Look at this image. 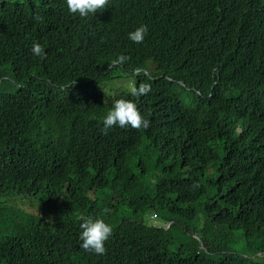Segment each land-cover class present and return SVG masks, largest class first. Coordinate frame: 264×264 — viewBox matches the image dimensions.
Returning <instances> with one entry per match:
<instances>
[{
    "label": "trees",
    "instance_id": "trees-1",
    "mask_svg": "<svg viewBox=\"0 0 264 264\" xmlns=\"http://www.w3.org/2000/svg\"><path fill=\"white\" fill-rule=\"evenodd\" d=\"M115 69L151 85L113 100H133L147 129L101 131ZM8 196L43 215L11 210L21 229L1 231L0 264H264V0H109L84 18L66 0H0ZM82 217L112 226L104 255L81 248ZM214 228L241 233L247 255Z\"/></svg>",
    "mask_w": 264,
    "mask_h": 264
},
{
    "label": "clouds",
    "instance_id": "clouds-1",
    "mask_svg": "<svg viewBox=\"0 0 264 264\" xmlns=\"http://www.w3.org/2000/svg\"><path fill=\"white\" fill-rule=\"evenodd\" d=\"M108 2L109 0H66L68 11L71 14L78 13L82 18L87 17L89 14H95L98 10L105 8ZM36 19L40 20L41 17L37 15ZM147 32V26L140 25L134 31L128 33V38L134 43H143ZM31 51L36 57L46 58L44 48L38 42L33 43ZM129 60V56L121 54L115 59L114 63L123 65ZM136 71L140 72L139 70ZM129 91L133 97L144 96L151 91V85L142 82L137 87L133 84ZM103 125L101 131L106 135L108 129L114 126H119L120 128L130 126L133 129L139 130L141 128L147 129L150 126V122L143 117L133 100L120 98L113 102L111 109L104 117ZM81 219V248L89 253L104 255L107 251L105 242L113 232L112 226L103 217H82ZM49 220L51 221V218Z\"/></svg>",
    "mask_w": 264,
    "mask_h": 264
},
{
    "label": "rangeland",
    "instance_id": "rangeland-1",
    "mask_svg": "<svg viewBox=\"0 0 264 264\" xmlns=\"http://www.w3.org/2000/svg\"><path fill=\"white\" fill-rule=\"evenodd\" d=\"M137 73V72H134ZM110 79H108L103 84V93L104 98L107 103H112L115 96H117L120 93H129V89L134 84V76L125 74L122 70L115 69L110 74ZM5 80V86L3 91L6 93H13L17 86L13 84L10 79V71L9 68H6L5 76L2 78ZM212 170H209V173H211ZM128 173H124L122 175H119L118 180L116 181L115 185L120 184L122 181H124V176H126ZM229 178L228 172L224 171L223 173L219 172L216 177H214L211 181L218 182ZM29 200L33 202V205L26 201ZM0 206L4 209H0V233L9 232V231H15L20 232L21 226L19 224L18 219L15 217L13 212L11 210H15V208L23 213L27 214H34L38 216H42L43 213L39 209V201L34 200L29 197L24 196H8V197H0ZM43 217H46L45 215ZM155 216L152 215L149 217L146 222L148 224H154L155 226H163V222L161 217L155 220H152ZM218 231H223L226 234H231L227 230L220 229V228H214ZM233 236V239H235V242L230 243L229 249L231 251H235L241 254L247 255V251L245 250V244L242 240V234L241 233H233L231 234Z\"/></svg>",
    "mask_w": 264,
    "mask_h": 264
},
{
    "label": "water",
    "instance_id": "water-1",
    "mask_svg": "<svg viewBox=\"0 0 264 264\" xmlns=\"http://www.w3.org/2000/svg\"><path fill=\"white\" fill-rule=\"evenodd\" d=\"M135 72H138V71H135Z\"/></svg>",
    "mask_w": 264,
    "mask_h": 264
}]
</instances>
